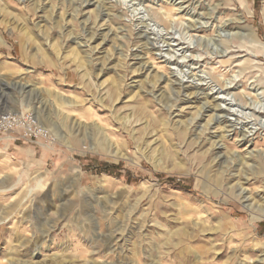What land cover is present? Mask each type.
I'll return each mask as SVG.
<instances>
[{"label":"rangeland","instance_id":"rangeland-1","mask_svg":"<svg viewBox=\"0 0 264 264\" xmlns=\"http://www.w3.org/2000/svg\"><path fill=\"white\" fill-rule=\"evenodd\" d=\"M0 110V264H263L264 0H0Z\"/></svg>","mask_w":264,"mask_h":264},{"label":"built area","instance_id":"built-area-1","mask_svg":"<svg viewBox=\"0 0 264 264\" xmlns=\"http://www.w3.org/2000/svg\"><path fill=\"white\" fill-rule=\"evenodd\" d=\"M18 129L24 131V138L32 140L41 136L43 129L34 117H20L16 113L0 110V139L15 134Z\"/></svg>","mask_w":264,"mask_h":264},{"label":"bare ground","instance_id":"bare-ground-1","mask_svg":"<svg viewBox=\"0 0 264 264\" xmlns=\"http://www.w3.org/2000/svg\"><path fill=\"white\" fill-rule=\"evenodd\" d=\"M146 69V68H145ZM144 71V70H143ZM186 83H188V81H186V82H180V81H178L177 80V84H176V86L177 87H179L180 88V90H187V88H186V86H185V84ZM200 84H196L195 85V87H197V86H199ZM24 88V87H23ZM219 92H216V93H213V94H218ZM222 92H220V94H221ZM211 94V93H210ZM212 94V95H213ZM207 98L210 100V102H211V107H209L208 109H206L205 110V112H207L209 109H216V108H218L219 109V111H223L224 110V108L222 107V101H223V103H225L224 101H226V100H223V98L222 97H220V95L219 96H217V97H215L214 95L213 96H211V97H209V95H207ZM226 98V97H225ZM229 101V100H228ZM219 102V103H218ZM226 104V103H225ZM224 104V105H225ZM206 107V106H205ZM216 111V110H215ZM50 112V111H49ZM246 137V136H245ZM216 138V137H215ZM222 139V138H221ZM221 139H218V140H215V141H213V143H212V149H214V150H222V149H224V145L223 144H221ZM221 157L219 156L217 159H220ZM237 192V197L245 204V206H246V208H248L249 210H251V211H254L255 209L254 208H252V203L250 204V199H249V197L247 196V190L246 189H243L242 187H240L239 188V190H237L236 191ZM254 214H253V217H252V220L254 221V220H256L258 217H256L255 216V213H259L260 214V216H259V218H264V207H258L257 208V210H256V212L254 211L253 212ZM264 256V255H263ZM261 263H263L264 264V258L263 259H261ZM260 264V263H259Z\"/></svg>","mask_w":264,"mask_h":264}]
</instances>
